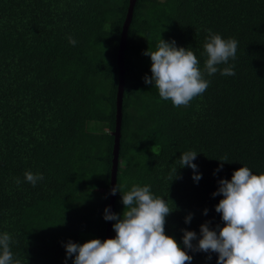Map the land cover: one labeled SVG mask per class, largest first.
Wrapping results in <instances>:
<instances>
[{
  "label": "trees",
  "instance_id": "obj_1",
  "mask_svg": "<svg viewBox=\"0 0 264 264\" xmlns=\"http://www.w3.org/2000/svg\"><path fill=\"white\" fill-rule=\"evenodd\" d=\"M128 2L0 0V234L11 236L14 262L73 264L69 240H104ZM208 30L238 42L236 58L217 66H233L235 75L204 73L206 91L174 107L145 84L151 59L143 53L160 38L174 40L203 72ZM123 60L116 185L122 194L148 185L164 199L174 210L165 233L183 248V230L199 239L202 224L224 226L215 211L223 197L212 195L219 180L242 166L264 174V0H136ZM187 151L197 153L198 182L191 168H179ZM28 171L44 178L32 186ZM123 209L117 192L113 213ZM188 254L190 264H217L216 253Z\"/></svg>",
  "mask_w": 264,
  "mask_h": 264
},
{
  "label": "clouds",
  "instance_id": "obj_2",
  "mask_svg": "<svg viewBox=\"0 0 264 264\" xmlns=\"http://www.w3.org/2000/svg\"><path fill=\"white\" fill-rule=\"evenodd\" d=\"M208 32L203 46L206 56L203 72L194 52L178 47L174 40L160 38L157 50L143 53L151 59V76L144 77L145 84H154L159 97L170 100L174 107H187L206 91L209 81L204 79V73L214 75L220 70L218 65L228 64L230 59L236 58L238 42L235 39L226 40L211 30ZM68 40L73 46L77 43L71 36ZM220 71L221 75H235L233 66ZM196 157L194 151L182 153L179 168H191L193 180L198 182L201 175L193 163ZM224 163L221 162V168ZM177 168L172 170L174 179L178 178ZM43 178L42 174L30 171L24 174L25 181L32 186ZM15 182L19 184L21 181L17 179ZM218 183L219 187L212 195L223 197L215 211L221 214L224 226L217 225V231L210 229L207 222L202 224L199 239L194 231L183 230V248L165 233L166 218L174 210L164 199L154 196L148 185H134L123 194L116 185L111 194L120 192L123 212L119 215L111 213L106 207L104 214L106 221H116L113 224L115 237L103 241L92 239L83 244L69 240L65 245L66 258L74 256L73 264H190L193 257L188 250H191L216 253L217 264H264V174L255 175L248 167L242 166L233 172L231 180L221 179ZM191 218L189 214L185 223ZM193 241L197 243L193 244ZM11 242L7 232L0 234V264H20L13 260Z\"/></svg>",
  "mask_w": 264,
  "mask_h": 264
},
{
  "label": "water",
  "instance_id": "obj_3",
  "mask_svg": "<svg viewBox=\"0 0 264 264\" xmlns=\"http://www.w3.org/2000/svg\"><path fill=\"white\" fill-rule=\"evenodd\" d=\"M136 0H129L125 19L123 21L118 48L116 55V66L118 70V82H117V91H116V114H115V125L114 130L112 131L113 136V147H112V157H111V173H110V186L108 191L109 203L108 207L110 212L113 213L114 210V202L115 195L111 194V189L116 187V171H117V163H118V154H119V138H120V129H121V105H122V96L124 92V48L126 45V34L127 28L131 20L133 6ZM112 223L113 221H106L105 227V235L104 240L111 238L112 236Z\"/></svg>",
  "mask_w": 264,
  "mask_h": 264
}]
</instances>
